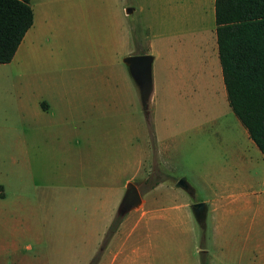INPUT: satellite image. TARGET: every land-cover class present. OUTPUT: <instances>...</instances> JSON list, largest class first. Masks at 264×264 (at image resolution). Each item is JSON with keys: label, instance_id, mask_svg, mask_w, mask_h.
<instances>
[{"label": "crops", "instance_id": "0c3cea01", "mask_svg": "<svg viewBox=\"0 0 264 264\" xmlns=\"http://www.w3.org/2000/svg\"><path fill=\"white\" fill-rule=\"evenodd\" d=\"M214 1L29 0L33 21L14 56L22 51L20 47L29 34L40 27L45 11L42 6L65 5V14L69 13L71 21L77 23L80 33L98 28L110 35L107 50L113 56L112 77L117 85L122 81L129 84L132 103L140 101L143 109L144 103H149L148 114H158V104L201 101L204 91L217 101L226 95V90L218 58ZM135 55L149 57L146 86L125 61ZM117 91L119 94L120 88ZM105 101L110 102L103 94L95 93L89 98L60 95L46 103L40 94L33 93L27 99L18 98L11 116L0 114L1 119L13 120L0 125V142L14 143L21 149L32 147L43 151L46 148L48 160L62 164L57 171L52 169L50 180L63 182L67 192L63 193L64 197L78 199L80 204H86V209L89 197L95 199L96 205H101L103 224L110 225L113 216L121 212L128 185L133 183L137 187L140 201L122 211V219L96 264H148L151 235L162 226L186 224L183 220L196 222L198 229L201 224H207L212 244L221 215L264 213V173L249 170L253 161L247 158L245 150L252 140L232 110L235 116V119L229 117L232 128L231 125L218 129L199 122L195 126L183 123L189 130L184 132L192 133L194 141L198 135L208 139L209 135L221 134V143L217 145L226 150L232 148L237 155L232 160L221 159L219 172L213 170L214 164L201 165L199 178L208 183L213 193L197 199V188L187 175L168 178V152L178 151L177 146L169 145L164 127L147 123V111L144 116L137 111L128 116L122 127L89 125V121L94 124L104 118ZM162 109L163 106L159 111L161 117H172ZM260 154L263 161L264 155ZM53 165L57 166L54 162ZM183 166L190 171L198 169L192 161ZM8 175L16 188L17 182L20 185L24 180L18 165ZM149 179L155 184L141 192L138 183ZM6 195L3 186L0 199ZM200 201L207 206L203 223L197 222L191 211L192 204ZM242 243L246 245L248 240ZM15 258L23 259L17 253Z\"/></svg>", "mask_w": 264, "mask_h": 264}, {"label": "rangeland", "instance_id": "374dc122", "mask_svg": "<svg viewBox=\"0 0 264 264\" xmlns=\"http://www.w3.org/2000/svg\"><path fill=\"white\" fill-rule=\"evenodd\" d=\"M42 8L45 11L40 27L24 40L22 51L10 62L0 64V114L11 116L18 98L27 99L33 93L40 94L46 103L60 95L89 98L101 93L110 102H104L103 119L94 124L89 121L91 127H122L128 116L136 111L144 116L147 111V123L152 127L155 124L164 127L169 145L177 146L178 151L168 152V178L187 175L197 188V199L213 193L208 183L199 178L201 165L214 164L213 170L219 172L221 159L236 158V151L217 145L221 143V134L209 135L208 139L198 135L194 141L192 133L184 132L187 128L183 123L195 126L199 122L218 129L231 125L232 128L229 117L235 119V116L226 95L215 101L204 91L201 101L155 103L159 106L158 114H148L149 103H144L145 109L140 101L132 103L129 84L122 81L117 85L112 77L113 56L107 50L110 35L98 28L80 33L77 23L71 21L69 13L65 14V5L48 7L44 4ZM162 106L172 117L159 115ZM9 121L12 122V118H0V125L9 124ZM241 148H246L243 142ZM253 149L258 154L253 153ZM245 152L253 161L249 170L262 175L264 156L262 161L252 142ZM191 161L197 164L195 171L183 166ZM53 162L48 160L46 148L43 151L32 147L21 149L14 143L0 142V196L3 186L7 194L0 199V264H90L97 254L100 257V247L105 248L110 225L116 229L122 219L121 209L110 225L103 224L101 205H96L95 199L89 197L86 209V204H80L78 199L65 198V184L50 180L52 169L57 171L62 167L58 161ZM16 165L22 168L24 178L20 185L17 182L18 188L8 175ZM154 184V180L149 179L138 186L143 192ZM124 191L125 188L120 193L118 205ZM220 219L212 244L207 224H201L198 229L196 222L183 220L186 224L158 228L150 238L148 264H201V250L205 251L209 264H264V213L248 211L221 215ZM245 239L248 240L246 245L242 243ZM16 253L23 257L21 261L15 258Z\"/></svg>", "mask_w": 264, "mask_h": 264}, {"label": "trees", "instance_id": "16d2710c", "mask_svg": "<svg viewBox=\"0 0 264 264\" xmlns=\"http://www.w3.org/2000/svg\"><path fill=\"white\" fill-rule=\"evenodd\" d=\"M214 8L228 105L264 155V0H215ZM32 21L29 0H0V64L11 61ZM114 230L110 225L107 239Z\"/></svg>", "mask_w": 264, "mask_h": 264}, {"label": "water", "instance_id": "95a60500", "mask_svg": "<svg viewBox=\"0 0 264 264\" xmlns=\"http://www.w3.org/2000/svg\"><path fill=\"white\" fill-rule=\"evenodd\" d=\"M133 68L134 72L142 79V84L146 86L149 78V57L147 55H135L125 59ZM140 201L137 187L130 183L127 187L126 195L121 203V209L126 210ZM191 211L197 222L203 223L206 218L207 206L204 202H195L191 206Z\"/></svg>", "mask_w": 264, "mask_h": 264}, {"label": "flooded vegetation", "instance_id": "af4514ba", "mask_svg": "<svg viewBox=\"0 0 264 264\" xmlns=\"http://www.w3.org/2000/svg\"><path fill=\"white\" fill-rule=\"evenodd\" d=\"M117 225H118V224H117ZM114 231H115V230H114ZM113 233H114V232H113ZM113 233H112V234H113ZM112 234L110 235V237L112 236ZM110 237L107 239V242L109 241ZM107 242H106V243H107ZM106 243H105V245H106ZM100 249H101V252H102V251L104 250V247H100ZM98 260H99V258H98ZM98 260H97V262H98Z\"/></svg>", "mask_w": 264, "mask_h": 264}]
</instances>
